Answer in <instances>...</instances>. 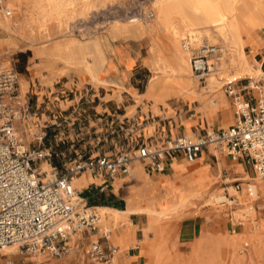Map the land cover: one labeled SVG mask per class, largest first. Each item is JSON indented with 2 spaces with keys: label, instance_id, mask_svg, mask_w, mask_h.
I'll return each mask as SVG.
<instances>
[{
  "label": "built area",
  "instance_id": "2783aa9c",
  "mask_svg": "<svg viewBox=\"0 0 264 264\" xmlns=\"http://www.w3.org/2000/svg\"><path fill=\"white\" fill-rule=\"evenodd\" d=\"M5 10L7 16L13 14L11 9ZM183 46L192 51V71L204 79L210 70L212 47L195 48L190 36L183 40ZM260 64L263 72L255 86L252 80L238 88L226 85L235 115L228 128L194 135L179 133L160 145L138 144L117 153L79 154L64 172L53 166L48 173L41 172L37 163L51 160L56 152L42 147L47 137L42 127L30 132L31 138L27 139L26 125L36 122L34 113L29 103L22 101L19 72L0 60V249L17 245L22 251L58 257L70 252L72 234L92 236L99 232L97 206L91 205L84 192L72 183L76 175L84 172L114 180L131 174L137 161L164 172L168 158L183 154L193 162L204 151L215 150L234 160L242 159L264 177V55ZM233 184L237 192H242L241 180H233ZM246 185V203L229 192L225 196L230 203H221L239 207L228 213L234 233L239 226L258 221L257 193L251 183ZM99 190L105 192L107 185L103 182ZM107 233L110 231L88 244L85 255L90 264H123L120 247L108 243ZM248 246L245 243L244 249ZM5 264L14 261L7 259Z\"/></svg>",
  "mask_w": 264,
  "mask_h": 264
},
{
  "label": "crops",
  "instance_id": "0c3cea01",
  "mask_svg": "<svg viewBox=\"0 0 264 264\" xmlns=\"http://www.w3.org/2000/svg\"><path fill=\"white\" fill-rule=\"evenodd\" d=\"M146 35L150 36V51L139 39L114 43L111 48L103 46L102 53H96L97 59H87L89 68L82 63L75 64L79 72L65 70L62 63H53L52 60L61 58L57 53L38 54L35 49V63L21 80L26 82L25 88L21 82L22 90H32L35 95V121H49V130L57 134L67 127V124H63L66 121L70 124L69 130L82 129L81 133L98 140L96 144L103 141V146L109 145L118 151L137 147L138 144L160 145L167 138L179 133L203 134L207 130H222L231 126L235 120L234 109H229L231 98L226 89L222 88L245 77L235 80L230 71L226 75H218L215 81H210L209 75L204 81L205 85L187 81V89L172 96L169 79L160 78L154 81L153 76L146 78L153 70L148 61V57L153 55L151 49L164 47L159 46L158 40L152 34ZM166 53H169L167 57L170 59L172 53ZM244 58L250 66L255 65V62L259 64L254 57L247 55L245 49ZM251 79L253 85L258 81ZM29 124L28 122L27 125ZM77 124L80 126L77 127ZM188 162L183 154L168 158L166 170L158 172L137 161L132 168L136 177H129L128 174L114 180L84 172L78 177L83 178L84 182L79 189L89 193L84 196L89 203L94 200L90 204L97 206L96 209L125 212L132 189L141 186L151 204H168L172 200L174 183L178 178L177 169L182 167L190 168L189 173L197 175L195 192L203 196L215 183L213 178L219 175L235 176L233 180H246L250 176H236L246 165L242 159L234 160L229 156L220 158L211 151H204L199 158L190 162L192 166ZM103 182L107 185V190L100 192ZM125 187L130 189L128 194H122ZM260 189L264 194V184L260 185ZM183 196L181 192V199ZM198 200L200 199L195 197L191 201ZM181 210L183 208L179 212ZM143 214L133 212L129 215L137 239L143 238L136 235L142 224L137 216ZM201 218L185 220H190L196 227L201 224ZM170 222L172 223L171 220ZM243 228L251 230L252 226L244 225ZM108 243L114 244L110 239ZM245 243L250 246L249 240L244 241L243 248ZM136 248L131 245L128 254Z\"/></svg>",
  "mask_w": 264,
  "mask_h": 264
},
{
  "label": "rangeland",
  "instance_id": "374dc122",
  "mask_svg": "<svg viewBox=\"0 0 264 264\" xmlns=\"http://www.w3.org/2000/svg\"><path fill=\"white\" fill-rule=\"evenodd\" d=\"M2 1V5L0 6V20L2 21L6 19V16H4L6 15L4 9L9 8L10 3H12L15 7H10L13 10V14L10 17L14 16V18L18 19V26L14 33H9L4 28L0 27V60L4 63L12 64L19 72L22 101L28 102L31 110L35 107L34 104L36 102V98L32 90L26 92L22 90L21 80L25 77V73H29V70L34 65L35 49L38 47H47L56 41L74 39L81 46L82 53L87 55V59H97L96 53H102L101 48L103 46L111 48L114 43L126 40H142V43H144L150 51V36L146 34H152L154 38L158 40L160 47L168 42L166 31L162 28L156 30L155 18L154 16L150 17V15H153L152 12L154 11V0H56V3L61 5V8L57 12L58 15L48 18L44 22L42 20V14L49 0ZM118 24L126 26L127 32L122 34L118 33L115 30V27ZM215 34L217 35L216 32L214 35ZM243 37L246 41L244 49L247 55L254 57V59L259 62V64L255 62V65H252V67L254 69L257 67L261 68L260 63L262 56L264 55V32L255 31L251 36L248 37L244 34ZM203 38L205 40V44H207V37L204 35ZM212 41H217V39H212ZM180 42L182 43V39H180ZM215 43L218 47H223V43ZM67 50L69 51L68 48ZM168 54L169 53H166V56H168ZM150 59L151 56L148 57L149 62ZM52 61L53 63H62L63 66H65V70L79 72L77 65L69 64L65 59L57 58ZM209 72L210 70L207 75ZM154 73V70H152L146 78L149 79L154 75ZM210 74H212V71ZM207 75L204 79H199V81L196 80L195 76H193V79L198 85H205L204 81L207 78ZM253 78L256 79V77ZM249 80L252 79L248 77L239 79L235 83V87H243V85L247 84ZM257 80H260V76ZM31 83L33 86V81ZM225 89L226 86L222 88V90ZM229 109H234L231 102L229 103ZM38 111L40 113V110ZM35 112L36 110L33 113L35 114ZM48 124L49 121H40L37 119L32 125L33 130H37L42 127L43 130L47 132V137L42 147L50 148L56 152L52 159L47 161L51 167L47 172H50L53 166L58 167L60 172H64L70 162L73 161L79 154L88 156L98 155L104 152H118V150L109 145L103 146L105 143L103 141H100V144H96L98 140L95 137H88L87 134L81 133L82 129H79V131L69 130L68 127L70 124L66 121H64L63 124H67V127L63 128L61 130L62 133L60 134L49 130ZM36 125H38V127H36ZM76 126L79 127L80 125L77 124ZM26 129H28L27 126ZM26 137L28 140L31 138L30 131L28 130L26 131ZM89 140H91V142H89ZM94 140L95 143H92ZM211 152L213 154H217L220 158L226 156L225 154H220L215 150H211ZM214 159L217 162L215 157ZM45 162V159L38 161L37 166L42 168ZM247 174H249L251 178L241 180V183H243V190L240 194H236L239 196V201L242 203L247 201L246 184L252 183L253 185H257L259 182L258 180L253 179L258 176L251 165H244L240 174L236 176L244 177ZM81 176V174L76 175L77 179ZM187 176V179L190 178L192 180L187 192H193L195 190V180L197 179V175L195 176L188 173ZM233 177L235 176H223L222 174L213 178L215 183L208 191L207 196H204L198 201L189 203V205L183 208V210L172 216V223H170L169 226V240L174 246L173 255L175 257L172 264H198L193 257L194 244L196 241L199 244L201 243L202 248L205 250L213 251L215 246L212 247L209 243L211 235L216 239L225 238L230 240L232 236L243 230L244 226H239L236 230V234H234L231 221L228 217V213L230 211L239 207L234 204L222 206V204H219L220 201H211L209 202L210 204L205 205L207 203L203 200L211 194L213 196L219 195L223 197L225 192H229V194L234 195L235 188L233 186ZM187 179H185V176L177 178V181L174 183L172 200L168 204L163 205L164 208H170L173 204L180 200L179 197L187 185ZM75 183H77V180H75ZM134 187L135 186L133 185V188ZM129 190L130 189L128 187L123 188L122 194H128ZM260 192L261 195L257 194L258 200L256 201L258 209V223L261 221V218H264V194L261 189ZM84 195L88 196L89 193L85 191ZM145 198H147L146 195ZM93 202L94 200L90 203ZM133 202L134 200L132 195L129 197V203ZM137 217L141 219L142 224L141 230L136 232V235L138 238H144L142 226L146 222L147 216L143 214ZM186 218H201L202 221L200 223L202 225L198 224L194 227V223L191 224L190 220H185ZM93 235L94 236L82 233L76 234V237H80L81 239H78L75 244H71V250L69 253L58 257L51 256L46 253H30L22 251L17 245H11L10 250L8 251L3 248L0 249V264H5L7 259H12L14 264H90L86 258L85 250L92 240H96L103 235V231L100 228L99 232H94ZM244 241H248V239H242L240 249L238 248V250H236L238 257H241V255L249 256L251 254V242L249 241L250 246L247 247L248 249L244 250L241 245ZM213 243L214 242H212V244ZM138 251L139 248H136L131 251V254H136ZM123 264L125 263L123 262ZM215 264L240 263H232L231 255L229 253L225 262H216ZM259 264H264V262L260 261Z\"/></svg>",
  "mask_w": 264,
  "mask_h": 264
},
{
  "label": "bare ground",
  "instance_id": "6f19581e",
  "mask_svg": "<svg viewBox=\"0 0 264 264\" xmlns=\"http://www.w3.org/2000/svg\"><path fill=\"white\" fill-rule=\"evenodd\" d=\"M153 3L154 11L152 12V16L155 18L156 30L159 28L164 29L168 42L163 48L153 47L151 49L153 55H151L150 62L155 72L152 79L154 81L160 78L169 79L172 96H177L186 90L187 81L194 83L193 76L199 80L191 68L192 51L183 46V40L188 36L192 38V45L195 48L202 46L212 47L211 51L213 53L210 55L209 60V69L210 72L212 71V74L209 72L210 76L209 74L207 75L210 81H215L218 75H226L230 71L235 80L243 77H256V79L259 76L261 77L263 72L261 68L257 67L254 69L248 65L244 58L246 41L243 35L245 34L249 37L255 31L264 32V0H154ZM10 7H15V5L10 3ZM10 7L8 9H11ZM60 8L61 5L57 4L56 0H49L43 10V22L48 18L58 15L57 12ZM4 16H6V19L0 20V27L9 33H14L18 26V19L14 18V16ZM115 30L122 34L127 32V27L118 24ZM215 32L217 35H214ZM204 35L207 37L206 39H208L209 44H205ZM180 39H182V43ZM212 39H217V41H212ZM215 42L223 43V47H218ZM36 50L38 54L57 53L70 64L82 63L88 68L90 65L86 58L87 55L82 53L81 46L74 39L56 41L50 46L38 47ZM166 51L172 53L170 59L166 56ZM21 82L25 88L26 82ZM255 85L256 82H254ZM33 121L35 122L34 116ZM29 123V126L26 125L28 127L26 131L33 132V122ZM188 134L193 135L192 133ZM188 165L192 166L190 162H188ZM50 168L49 162L46 161L39 170L47 172ZM189 171L190 168H179L177 169V177L185 176V179H187ZM257 176V178L253 179L258 180V184H251L256 193L258 192L257 194L261 195L260 185L264 184V177L259 174ZM129 177H136V173L131 170ZM247 178L251 177L248 176ZM75 180H77V183H75ZM82 180L83 178L77 179L75 176L72 181L74 187L79 189L84 185ZM191 183L192 180L188 178L187 185L182 191L183 198L179 197L180 200L170 208H164L163 205L151 204V201L145 198L146 191L141 186L132 189L130 196L133 195L134 202L129 203L127 211L119 212L109 209H96L100 214L99 226L101 230L103 233L110 231V233H107L108 237L114 244L120 246L121 256L125 264H172L175 259L173 255L174 246L169 240V226L172 215L178 213L181 208L186 207L189 203H192L193 201L191 200L193 198L202 199L204 197L203 194L196 193L195 190L187 192ZM234 191V194H240L235 189ZM203 200L207 203L205 205L210 204L209 202L211 201H220L219 204L223 201L230 203L229 198L225 195L221 197L211 194ZM133 212L144 213L148 217L147 223L143 227V239L135 237V228L131 226L129 220V215ZM251 226V230L243 228L242 231L232 236L230 240L225 238L216 239L211 235L209 243L212 247L215 246L213 248L215 251L205 250L202 248V244L196 241L193 250L194 259L198 264H215L216 262H225L226 257L230 253L232 263L259 264L260 261L264 262V218H261L259 223L257 221ZM244 238L251 242L252 251L249 256L241 255V257H238L236 250L240 249V243ZM78 239L80 237L77 238L76 234H72L69 243L75 244ZM212 242L214 243L212 244ZM131 245L139 248L138 253L128 254V249ZM3 249L8 251L10 250V246H6Z\"/></svg>",
  "mask_w": 264,
  "mask_h": 264
}]
</instances>
